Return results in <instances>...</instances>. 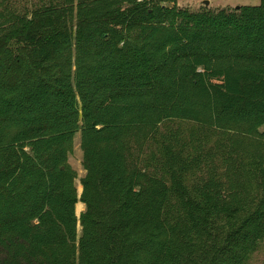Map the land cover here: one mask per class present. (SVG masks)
<instances>
[{
  "label": "trees",
  "instance_id": "obj_1",
  "mask_svg": "<svg viewBox=\"0 0 264 264\" xmlns=\"http://www.w3.org/2000/svg\"><path fill=\"white\" fill-rule=\"evenodd\" d=\"M175 1L0 15V264H250L264 241V0Z\"/></svg>",
  "mask_w": 264,
  "mask_h": 264
},
{
  "label": "rangeland",
  "instance_id": "obj_2",
  "mask_svg": "<svg viewBox=\"0 0 264 264\" xmlns=\"http://www.w3.org/2000/svg\"><path fill=\"white\" fill-rule=\"evenodd\" d=\"M204 1H208V5H204ZM42 0H0V15H5L10 13H24L28 10H33L38 8ZM177 8L182 10H187L189 12H202L210 11L215 12L217 10H232L239 6H258L260 0H176ZM171 6V4H167ZM2 19L0 18V22ZM174 129H179L182 133L188 135L189 132L195 129L193 124L189 123H173ZM68 163L70 167L75 171L76 179L75 186L77 191V196L80 198L82 190L79 192V187L81 188L80 181L85 175L82 163V152L80 150V134L77 133L73 139L72 143V154L68 158ZM78 204V203H77ZM76 204V205H77ZM82 204V203H80ZM83 205V204H82ZM84 205L81 211H77L75 207L76 217L79 219L81 213L84 212ZM81 227L79 223L77 224V234L80 235ZM250 264H264V241L260 245L259 249L250 259Z\"/></svg>",
  "mask_w": 264,
  "mask_h": 264
},
{
  "label": "water",
  "instance_id": "obj_3",
  "mask_svg": "<svg viewBox=\"0 0 264 264\" xmlns=\"http://www.w3.org/2000/svg\"><path fill=\"white\" fill-rule=\"evenodd\" d=\"M204 5H208V1H204ZM235 9H238V7H236Z\"/></svg>",
  "mask_w": 264,
  "mask_h": 264
},
{
  "label": "crops",
  "instance_id": "obj_4",
  "mask_svg": "<svg viewBox=\"0 0 264 264\" xmlns=\"http://www.w3.org/2000/svg\"><path fill=\"white\" fill-rule=\"evenodd\" d=\"M83 206V205H82Z\"/></svg>",
  "mask_w": 264,
  "mask_h": 264
}]
</instances>
